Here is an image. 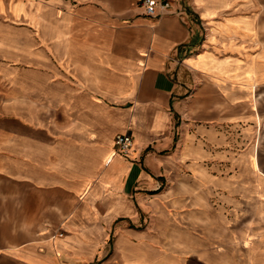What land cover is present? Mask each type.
I'll use <instances>...</instances> for the list:
<instances>
[{"label": "crops", "instance_id": "0c3cea01", "mask_svg": "<svg viewBox=\"0 0 264 264\" xmlns=\"http://www.w3.org/2000/svg\"><path fill=\"white\" fill-rule=\"evenodd\" d=\"M157 1L0 0L1 216L36 220L0 264H231L230 222L264 235L231 152L264 127V0Z\"/></svg>", "mask_w": 264, "mask_h": 264}, {"label": "rangeland", "instance_id": "374dc122", "mask_svg": "<svg viewBox=\"0 0 264 264\" xmlns=\"http://www.w3.org/2000/svg\"><path fill=\"white\" fill-rule=\"evenodd\" d=\"M231 152L233 153V161L235 162H246L248 156L256 157L260 171L264 174V127L262 128L261 133H259V136L257 135L255 138H252L249 146L244 147V149H231ZM232 153L229 156V159L231 158ZM3 205L6 206V203L0 202V241H6L7 221L10 222L12 229L17 231L19 227L27 231L35 228V219H22L18 216H14L15 214H17V212L13 209L14 203H11V217L6 218V216H1L2 213L6 214V211H3ZM217 205L218 203H216L215 206L217 207ZM259 214L263 217L264 212H260ZM259 220L256 222L258 223ZM260 222H262V224L264 225V220ZM224 224H226V220ZM229 225L234 227V232H223L219 235V246L221 248L220 253L229 263L243 264L247 263L246 259H248L249 257H264V249L262 248L261 244L264 242V235H261V237L257 233H248L246 231V219L243 218L236 219L235 222H230ZM11 237L17 238V240L29 238L30 233H12Z\"/></svg>", "mask_w": 264, "mask_h": 264}, {"label": "built area", "instance_id": "2783aa9c", "mask_svg": "<svg viewBox=\"0 0 264 264\" xmlns=\"http://www.w3.org/2000/svg\"><path fill=\"white\" fill-rule=\"evenodd\" d=\"M141 6L144 9V14L150 17H155L159 9L169 10L170 4L168 2H160L157 0H140ZM133 144L131 135H119L115 139V146L119 153L128 155ZM88 264V263H81Z\"/></svg>", "mask_w": 264, "mask_h": 264}]
</instances>
